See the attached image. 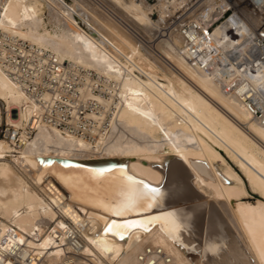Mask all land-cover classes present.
I'll list each match as a JSON object with an SVG mask.
<instances>
[{"label": "bare ground", "instance_id": "bare-ground-1", "mask_svg": "<svg viewBox=\"0 0 264 264\" xmlns=\"http://www.w3.org/2000/svg\"><path fill=\"white\" fill-rule=\"evenodd\" d=\"M182 1L186 0H157L160 17ZM34 3L0 0V35L12 44H17L15 36L29 46L49 49L66 70L81 74L83 68L85 81L78 97L95 100L103 109L86 113L96 124L81 134L38 117L31 119L34 102L27 100L0 63V100L7 108V120L14 129L20 128L18 146L0 139V258L9 251L22 258L32 255L40 260L35 264L48 260L55 264H264V201H242L248 195L247 186L264 197V122L211 75L191 65L178 49V37L162 39L152 47L171 76H151L147 73H154L158 66L123 34L119 37L123 48L102 51L91 32L80 29L78 15L70 13V6L62 13L57 9L68 22L48 29L39 13L41 7L37 9ZM145 22L150 24L148 16ZM133 24L129 32L138 35L134 30L139 23ZM87 25L91 26L89 17ZM210 36L212 43L226 46L228 39L219 28ZM126 51L138 57L137 63L147 73L130 74V60L119 55ZM90 70L98 75L95 82ZM101 82L110 90L109 99L90 89L91 84L100 86ZM109 112V125L103 126L102 119ZM27 127L33 128L30 134ZM44 128L49 129L45 143L30 149L32 134ZM189 179L206 197L219 202L226 225L217 235L227 238L221 258L205 256L192 246L195 242L190 245L180 230L182 225L171 221L175 212L152 213L164 206L165 184ZM149 189L157 192L140 195ZM204 206L218 218L217 208ZM235 221L242 232L241 238L236 232L238 245L230 232L231 226H237ZM113 223L132 226L105 233V227ZM218 223L213 222L212 228ZM208 234L201 237V250L210 254L218 239ZM192 251L200 257L188 258ZM2 260L0 264H19Z\"/></svg>", "mask_w": 264, "mask_h": 264}, {"label": "built area", "instance_id": "built-area-1", "mask_svg": "<svg viewBox=\"0 0 264 264\" xmlns=\"http://www.w3.org/2000/svg\"><path fill=\"white\" fill-rule=\"evenodd\" d=\"M143 2L150 7L148 17L151 19L153 14L157 17L160 33L173 31L179 36L178 49L191 65L211 75L224 90L232 92L246 110L264 122V0H186L170 14L165 13L163 21L156 8L157 0ZM217 28L227 37L226 46L212 43L210 35ZM4 37L0 35V63L28 96L27 100L34 102L29 117H38L73 133H86L95 123L86 113L97 112L101 106L95 100L85 101L78 97L83 76L64 69L62 61L56 60L49 49L29 46L27 41L15 36L12 37L17 44H12ZM90 72L96 77L94 71ZM91 90L101 93L100 86L95 83ZM7 114L0 100V139L18 146L20 128L14 129ZM26 131L30 134L33 128L27 127ZM31 256L22 258L8 251L0 261L40 263L38 258Z\"/></svg>", "mask_w": 264, "mask_h": 264}, {"label": "rangeland", "instance_id": "rangeland-1", "mask_svg": "<svg viewBox=\"0 0 264 264\" xmlns=\"http://www.w3.org/2000/svg\"><path fill=\"white\" fill-rule=\"evenodd\" d=\"M46 2H47V5H46ZM51 2H53V3H51ZM54 2H56L57 4L54 5ZM33 3L35 6H37V9H39L41 7L39 9V13L42 15L41 17L44 19V22L46 23V26L48 29H53L58 24H64L65 25L68 22L67 17H65L63 14H62L63 15L62 16L61 13L63 12V10L65 12V10L67 9V6H70V8H71L70 13H72V15H74V16L78 15V18H79L78 25H79L80 29L85 34H89L91 32V35H92V38L94 40L96 47L102 48V51H105V52L108 51L109 49L114 50L113 48H115V49L121 48V47L123 48V45H119V44H121V42L119 41V37H122L121 34H123L122 38L127 37L126 39H129V41L132 44H134L135 46L137 45L136 47L138 48V50L140 51L141 54L148 57L152 62H154V64L156 66H158V70L153 71L154 73H149V72L147 73V71L145 69H143L141 67V65H139V63H137L138 57L130 56L129 51H126V53H124L125 55L123 53H121L119 55L120 56L123 55L124 56V57L122 56L123 58H125L126 60H130V61H128V64H130L132 67L130 74L138 76L143 71L144 73L146 72L148 75H151V76L162 77V73H165L168 76H171L170 69H168V67L166 68V66L164 65L161 58H159L160 54L157 55L152 50V47H154V45L157 42L161 41L162 39H166V38L173 37V36H176L179 38V36L176 33H173V31H170V33H168V34L160 33V31H159L160 30L159 29L160 23L154 14L151 16L150 24L145 22V20L148 16L147 12L150 9L148 4L138 2V0H50V1L49 0H33ZM39 3H41V5ZM48 3H51V4H48ZM52 5H53V7H52ZM47 6H50V7H47ZM42 7H44V8H42ZM55 7H56V10L58 9L59 12H61V13H58V10L56 11ZM49 8H50V11L48 10ZM52 8H54V9H52ZM76 8H77V10H76ZM156 8H157V10L159 9L158 3H156ZM168 10L172 11L171 8H169ZM76 11H78V13ZM113 13L117 14L118 16L120 15V17L122 19L117 18ZM54 15H57L56 18ZM60 15H61V17H59V18L60 19L63 18L62 20H60L58 18V16H60ZM52 16H54V17H52ZM50 17L53 18V20ZM87 17H89L91 19V26H89V27L87 25ZM159 18H160V21L164 20V17H162V18L159 17ZM122 21H125L127 24H123ZM173 21H175V19L172 20V22ZM135 22L139 23V25L137 26L138 28L136 30L139 33L138 35L137 34L133 35L132 33L129 32L130 28L134 27L133 23H135ZM169 24H171V21L169 22ZM161 37H163V38H161ZM27 43L30 45V43L28 41H27ZM105 47H106V49H105ZM165 69H167V70H165ZM80 70H81L80 71L81 74L84 75L86 71L83 68H81ZM140 70H141V72H140ZM90 71H94L96 73L95 70H90ZM90 71H88V72H89L91 78H93V82H95L97 80L98 75L96 74V77H92ZM84 81H85V79L83 80V82ZM106 83H107V81H106ZM93 84H91L90 89L92 88ZM82 85H83V83H82ZM82 85L79 87H82ZM100 89H101V93H99V92L95 93L92 90L91 91L93 94L99 95L103 99H109L110 98V90L108 89V87L106 85H104V83L101 82ZM115 102H117V101L115 100ZM113 104L111 106L112 109H114ZM100 106H101V109H103V105L101 104ZM90 111H93V110H90ZM90 111H88L87 113H89ZM16 112H18V111H16ZM16 112H13V113L15 114ZM110 113L111 112L107 113L106 117L104 119H102V125L103 126L109 125V117H111ZM93 124H96V122ZM48 134H49V129H47V128H44L42 130V132H40V131L34 132L32 134L33 140L30 142L28 147L30 149H35V148L43 146ZM88 138L92 139L91 137H88ZM95 150H96V148H92L90 151L95 152ZM223 155L225 156V159L232 165V167L237 170V167L229 160V158H227V156L224 153H223ZM220 166L221 165L218 164V168ZM188 181L184 180L182 182L180 181V182H176V183L165 184L164 185V191H163V194L161 196V202L164 204V206L158 208L157 212L153 211L152 213L153 214L156 213L157 215H164V214L169 213V212H175V214H174L175 216L174 215L170 216L173 220L169 219L168 217H166L167 219L165 218L164 220H166V221L168 220V222H170V220L175 221L178 224L180 223V225H182V227H180L181 228L180 230L185 234L184 239H186L187 242L190 243V245L195 242V245L193 244L192 246H194L196 248V250L202 251L204 254H206L205 256H210L213 259L221 258L222 256H224L226 254V248L225 247H226V243H227V238H226V236L219 237L217 235V234L220 235L221 228L223 227V225H226L225 224L226 221L224 220L225 217L222 214L221 208L219 206V202L215 201L214 199H211V198L209 199L208 196L206 197V195H204V192L201 190H198V188L193 184L192 180L189 179ZM0 185L2 186L3 184H0ZM162 186L163 185H161V188H162ZM247 190H248V195L243 197L242 201H250L251 203H255L257 199L264 201V197H262L258 193L253 192L252 190H250L248 186H247ZM193 191H195V192H193ZM191 195H193V197L190 198ZM198 195H199V199H198ZM199 201H201L200 203H202V205L204 203V205L207 204L208 207L211 206V208H217L216 213L219 214L218 218H221V220H219L220 223H218L217 217H216L217 220L214 218L215 217L214 214H211L212 216L209 214L208 208H206V206H204V205L200 206L201 204L198 203ZM195 203H198V206ZM166 209H167V211H166ZM228 209L230 210L229 211L230 215H232V217L234 219V213H233V210L231 209V205H229ZM159 211H161V212H159ZM162 212H164V213H162ZM177 214H179V215H177ZM215 221H217L218 224L214 225V227L212 228L211 224H213V222H215ZM236 225L237 226L235 229H234V227H232L230 225L231 226L230 232L232 230L231 235L233 237L231 236V238L234 239L232 241L236 245H238L237 242H240L239 237L241 238L242 232H241V229L239 228L237 222H236ZM238 229H239V231H238ZM205 230H207V231H205ZM216 230H218V231H216ZM213 231L215 234L212 233ZM236 232L237 233L241 232L240 234L238 233L240 236ZM206 233H209L208 235L212 239L213 238L215 240L218 239V242L216 244L217 245L216 248L213 251H211L210 254H209V252L205 253V251L201 250L202 246H203L202 240L204 239ZM197 235H199V236H197ZM202 235H203V239L201 238ZM237 235L239 237H237ZM196 240H198L197 241L198 243L196 242ZM198 247H200V248H198ZM195 251H192L193 254L191 252H188L187 257L192 258V259H196L197 257L199 258L200 256L198 255V253H196L198 251H196V252ZM50 262H52V261H50ZM50 262L48 260L45 262V264H50ZM194 262H195V260L192 261V263H194ZM52 264H55V263L52 262Z\"/></svg>", "mask_w": 264, "mask_h": 264}, {"label": "snow or ice", "instance_id": "snow-or-ice-1", "mask_svg": "<svg viewBox=\"0 0 264 264\" xmlns=\"http://www.w3.org/2000/svg\"><path fill=\"white\" fill-rule=\"evenodd\" d=\"M145 188L147 189V186H145ZM156 192H157L156 189H149V190H147V191H145V192H141L140 195H141V196H147V195H149V193H151V194H155ZM114 214H115V215H119L120 212H115ZM131 226H132V225H127V224H121V225H118V224L113 223V224H109V225H107V226L105 227L104 231H105V233H108V232H112L113 229H127V228H129V227H131Z\"/></svg>", "mask_w": 264, "mask_h": 264}, {"label": "water", "instance_id": "water-1", "mask_svg": "<svg viewBox=\"0 0 264 264\" xmlns=\"http://www.w3.org/2000/svg\"><path fill=\"white\" fill-rule=\"evenodd\" d=\"M103 160H101V162H102Z\"/></svg>", "mask_w": 264, "mask_h": 264}]
</instances>
